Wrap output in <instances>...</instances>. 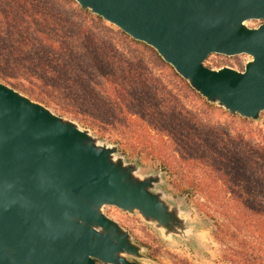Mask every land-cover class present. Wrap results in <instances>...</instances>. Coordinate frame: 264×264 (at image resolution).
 Masks as SVG:
<instances>
[{
	"label": "water",
	"instance_id": "1",
	"mask_svg": "<svg viewBox=\"0 0 264 264\" xmlns=\"http://www.w3.org/2000/svg\"><path fill=\"white\" fill-rule=\"evenodd\" d=\"M74 1L153 48L208 103L255 121L264 113V0ZM212 54L252 60L213 70ZM117 152L0 82V264H140L130 258L142 248L105 206L167 236L187 232L155 190L160 175H138Z\"/></svg>",
	"mask_w": 264,
	"mask_h": 264
},
{
	"label": "trees",
	"instance_id": "2",
	"mask_svg": "<svg viewBox=\"0 0 264 264\" xmlns=\"http://www.w3.org/2000/svg\"><path fill=\"white\" fill-rule=\"evenodd\" d=\"M88 61L93 70L91 74ZM109 66L112 71L102 72L103 67L109 70ZM0 68L2 82L63 112L74 108L87 114L85 109L89 106L101 109L98 96L105 94L112 102L113 111L121 116L122 109L129 110L128 104L139 99L131 92L147 89L154 98L159 96L160 103L167 99L169 103L176 102L181 113L201 124L192 110L188 111L176 100L174 90L168 84L163 85L157 70L168 71L173 78L171 70L174 69L153 48L121 30H112L103 18L81 8L74 0H0ZM99 79L107 82L109 88L104 90ZM23 80L37 91L26 87ZM184 86L202 108H216L188 82ZM55 98L65 105L55 102ZM129 113L133 112L129 110ZM199 115L202 118L205 112L201 110ZM194 138L202 140L199 134ZM216 138L219 142L213 156L198 150L195 156L184 159L186 163L204 164L200 168L205 178L199 181L202 183L197 190L209 196L220 190V175L229 177L228 167L241 160L230 148L228 133H223V138L218 134ZM260 150L261 156L250 150V157L264 160V149ZM260 175L264 177V166ZM263 187L262 182L260 189ZM228 188L234 196L209 201L217 209L214 238L223 248L221 260L223 264H264V192H261V201L252 202L237 195L241 184Z\"/></svg>",
	"mask_w": 264,
	"mask_h": 264
},
{
	"label": "rangeland",
	"instance_id": "3",
	"mask_svg": "<svg viewBox=\"0 0 264 264\" xmlns=\"http://www.w3.org/2000/svg\"><path fill=\"white\" fill-rule=\"evenodd\" d=\"M262 23L252 20L245 25L257 28ZM107 24L112 30L120 31L114 25ZM251 60L250 56L244 54L234 57L212 54L204 65L213 70L230 67L244 71L246 64ZM147 61L152 64L148 58ZM88 64V72L91 74L93 70H90L89 61ZM111 67H108L109 70L103 67L102 72L112 71ZM156 73L160 75L163 85L168 84L174 90L176 100L188 111L192 110L197 119H201V124L181 113V107L175 104L176 102L169 103L167 99L166 102L160 103L159 96L154 98L153 93L147 89L131 92L139 99L128 104L132 114L129 110L122 109L121 116L113 111L112 102L105 94L98 96L101 109L89 106L85 109L87 114H82L74 108L63 112L53 104L43 105L55 115L76 123L83 130H88L100 144L116 146L118 152L115 157L123 159L126 164L136 165L138 175L148 177L159 174L161 181L155 186V190L164 195L168 204L179 208L181 218L185 219L189 229L182 235L167 236L164 230L146 222L137 212L130 214L113 206L104 207V214L116 221L130 234L134 244L142 248L143 258H130L131 260L140 264H223V248L214 238L217 209L209 201L211 198L227 199L234 196L230 194L231 188H228L233 184L242 185L237 195L252 202L261 201L264 187L260 189V184H264V177L260 172L263 170L264 160L251 158L249 151L254 150L261 156L260 149H264V113L255 121L237 115L230 116L228 111L214 104L212 105L215 109L206 110L188 88H185L184 83L187 82L175 70H171L173 78L168 71L157 70ZM0 82L4 83L1 80ZM22 82L26 87L37 91L29 82ZM99 82L104 90L109 88L107 82L104 83L101 79ZM55 100L64 104L61 99ZM200 109L205 112L202 118L199 115ZM135 113L138 115L133 116ZM223 133L230 135V148H233L241 160L228 167L231 174L229 177L220 175V190L209 196L197 190L202 183L199 181L205 178L202 177L203 170L200 168L204 164L186 163L184 159L195 156L198 150L213 156L219 142L216 135L219 134L223 138ZM198 134L201 141H195L194 135ZM208 182H211V179Z\"/></svg>",
	"mask_w": 264,
	"mask_h": 264
}]
</instances>
